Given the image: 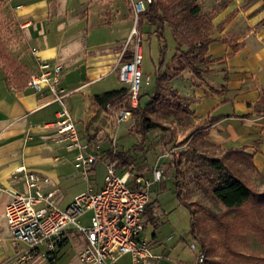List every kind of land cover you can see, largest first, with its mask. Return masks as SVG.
I'll return each instance as SVG.
<instances>
[{
  "label": "crops",
  "instance_id": "obj_1",
  "mask_svg": "<svg viewBox=\"0 0 264 264\" xmlns=\"http://www.w3.org/2000/svg\"><path fill=\"white\" fill-rule=\"evenodd\" d=\"M7 1L24 38L21 48L12 52L16 63L11 67L0 62V264L17 261L21 251L15 244L26 248L12 238L3 216L9 191L22 184L14 178L15 170L23 167L55 174L54 169H44L61 159L51 154L57 147L60 154L66 153L65 142L56 141L55 131L43 126L55 120L59 104L50 94L26 86L30 74L38 70L37 58L61 64V86L71 94L82 92L88 99V111L82 115L88 130L92 121L107 119L109 112L94 103L93 96L119 90L110 88L121 84L118 67L128 61L134 49L128 52L133 41L125 46L134 27L129 0ZM240 1L234 0L212 19L207 65L199 68V74L189 68L181 70L170 79L174 83L169 88L184 102L194 135L220 146L221 153L216 156L229 149L241 150L250 158L249 167L264 175V10L258 3L240 8ZM143 23L155 28L146 19ZM71 115L76 120V109ZM97 135L87 132L82 141L97 144ZM58 144L60 147L53 146ZM107 151H102L104 157ZM69 155L73 164V152Z\"/></svg>",
  "mask_w": 264,
  "mask_h": 264
},
{
  "label": "rangeland",
  "instance_id": "obj_2",
  "mask_svg": "<svg viewBox=\"0 0 264 264\" xmlns=\"http://www.w3.org/2000/svg\"><path fill=\"white\" fill-rule=\"evenodd\" d=\"M168 2L170 0H163ZM234 0H180L173 2L171 13L177 20L178 31H181L184 41H194L198 39L197 34L201 33L203 39L212 33V19L224 9L231 7ZM236 2V1H235ZM259 9L264 10V0H242L238 2L240 8L257 4ZM131 15L132 3L129 2ZM199 9L195 17H189L190 8ZM147 12V8L145 13ZM192 19V20H191ZM228 19V17H227ZM136 23L139 37H141L142 62L141 70L144 76L149 75L150 80H141V89L139 91V103L141 108H145L151 100L156 89V80L159 70L166 72L170 76L174 71L183 65L180 51L185 50L184 46H178L176 42V32L172 25L166 23L162 32V38L159 39L155 33L156 28L143 23L145 15H141ZM143 23V26L141 25ZM224 21L220 25H223ZM132 24L129 21L128 27ZM264 24V20L262 22ZM218 25L217 27H220ZM142 26V28H141ZM240 32L244 34L243 27ZM23 34L17 21L8 6L7 0H0V62L6 66H13L11 60L15 61L13 51L21 48L23 44ZM202 39V38H201ZM136 44L130 43L129 53ZM161 50L164 51L163 55ZM9 63V64H8ZM167 66V70L166 69ZM202 66H199V68ZM171 82L163 83V86L169 87ZM117 88L125 87L128 89V96L122 102L112 106L108 112L107 119H95L89 124L88 130L83 126V117L85 111H88V99L80 93L70 94L66 99V105L70 114L76 109L77 130L81 139L87 138L89 134H97V145L100 153L98 161L94 164V171L88 172V177L82 174V170L75 168L70 161L71 151L62 143L65 155L60 154V149L51 154L52 157L59 155L60 160L54 161L44 169H54L55 174L50 172H39L50 179V188H59L62 193L58 201V207L66 208L75 195L87 189H99L103 184L105 175V165L108 159L102 155V151H111L113 138L116 151L125 153L128 162L134 172L144 175L148 180L152 179V170L155 166L164 170L165 180L155 183L151 187V210L155 218V225L150 221L149 214L144 213L142 220L145 222V230L142 235L155 256L149 260L151 264H197L196 256L201 250V241L206 245L205 260L202 264H212L211 262H220L217 264H264V245L259 242L257 235L249 229L247 224H243V230L238 235L224 237L220 232L217 223L212 220L209 214L222 213L225 208L212 195L213 180L215 174L211 172L206 165V157L216 156L221 153L220 146L204 141L191 128V118L185 113H173L171 108H176L179 100L169 91H163L161 101L146 112L151 119L159 120L166 126L175 131V138L170 134H163L159 130H152L146 134V140L140 145L141 135L136 131L138 114L132 111L131 116L117 124L114 111L130 106L129 85L121 82ZM181 89V88H179ZM109 90V91H110ZM181 103V102H180ZM184 103V102H183ZM181 103V106H183ZM155 104V105H154ZM261 105L264 113V101ZM72 116V115H71ZM179 117L180 122L177 121ZM74 117V115H73ZM132 124L133 127H132ZM174 126V127H172ZM134 129V130H133ZM61 143V142H59ZM57 144V143H56ZM93 144V143H92ZM53 146H59L53 145ZM223 148V146H221ZM70 153H68V152ZM173 151L169 156L165 154ZM193 151V152H192ZM173 158H172V157ZM178 161L180 187V196L182 203L177 196L175 185L174 170L169 167L170 160ZM234 164L232 167L236 175L246 179L259 192L264 190V175L252 170L244 161L235 160L233 156L227 158ZM46 171V170H45ZM124 171L123 167L117 168L120 175ZM22 184L18 189L22 190ZM190 212L195 217L196 237L191 234ZM91 211L81 214L77 221L83 226H90ZM2 220V219H1ZM3 221V220H2ZM1 221V222H2ZM71 225L65 230H70ZM5 229L8 232L7 227ZM154 235V236H153ZM170 237V240L168 239ZM194 243L196 249L192 251L189 245ZM20 251H23V245L17 243L14 245ZM78 245L69 241L55 254V263L43 259L42 256L35 258L27 264H79L77 261ZM43 252V250L41 251ZM19 253V252H18ZM11 264H16V261Z\"/></svg>",
  "mask_w": 264,
  "mask_h": 264
},
{
  "label": "built area",
  "instance_id": "obj_3",
  "mask_svg": "<svg viewBox=\"0 0 264 264\" xmlns=\"http://www.w3.org/2000/svg\"><path fill=\"white\" fill-rule=\"evenodd\" d=\"M129 1L137 23L150 0ZM134 40L132 59L118 67L120 82L129 85L130 107L114 111L117 124L128 119L137 107L142 78L146 82L150 80V76H144L141 70V37L136 25L125 46ZM37 66L38 70L30 74L26 86L40 94H50L53 102L59 104L55 120L43 126L55 131L56 141L65 142L66 148L73 152V165L87 178L100 157L98 145L82 141L79 135L66 105V98L72 92L61 86L62 65L37 58ZM106 108L111 111L113 107L108 104ZM112 147L114 154V139ZM169 153L175 152L169 151L165 156ZM151 175L152 179L148 180L132 168L124 169L119 175L115 163L108 159L101 188L80 192L66 208L61 209L58 201L62 193L59 188H48L50 179L46 175L17 168L14 178L22 182L23 189L9 191L10 198L3 212L12 238L26 245L18 254L17 264H27L39 256L55 263V254L69 241L78 245L80 264H151L149 260L155 256L143 238L145 222L142 217L151 201L152 185L165 180L164 170L157 166ZM86 211L92 212L88 227L77 221ZM69 225L72 228L65 230ZM189 248L194 251L196 245L191 243ZM204 260L205 255L200 250L196 263L202 264Z\"/></svg>",
  "mask_w": 264,
  "mask_h": 264
},
{
  "label": "trees",
  "instance_id": "obj_4",
  "mask_svg": "<svg viewBox=\"0 0 264 264\" xmlns=\"http://www.w3.org/2000/svg\"><path fill=\"white\" fill-rule=\"evenodd\" d=\"M177 1L180 0H170L168 2H165L163 0H150L147 6V12L143 13L147 22L155 26L156 36L159 39L162 38V32L166 23L172 25L176 32V42L178 46H184L185 50L180 51L183 65L179 69L174 71L170 76H167L165 71L161 73V71L159 70L156 80V89L151 97V100L145 108L140 107L138 99V105L133 111H136L139 117L136 124V132L143 137L140 141V145L144 143L146 134L152 130H159L164 133H169L171 135V138L176 137L173 128L164 125L159 120L151 119L146 115V112L150 109V107L153 106V103L156 102L155 104H157L159 101H161L160 99L163 91H169L170 94L175 96L174 91L169 87L163 86V83L169 82L170 79L178 75L181 70H184L186 68H189L194 74H199V66H206L209 62L205 57L206 44L209 40L207 38L203 39L205 37H202L201 33H198V39H195L191 42L187 40L184 41V34H181L182 32L178 31L177 20H175L174 16L171 13L172 3ZM198 11L199 9L197 7L190 8L189 17H195ZM163 53L164 51L161 50L162 55ZM131 59L132 56H129L127 60L129 61ZM14 62L16 63V61L11 60V64H13ZM16 65L18 70L20 68L19 64L17 63ZM165 70H167V66ZM127 96L128 89L121 88L119 90L110 91L101 95H95L93 96V101L98 106L106 108L108 104H110L111 106H115L117 103L122 102L124 99H126ZM171 109V111H173V113L175 114L185 112V109L183 106H181L180 102L176 108ZM211 123H213V119L209 121L207 125ZM171 154L172 153H169L168 156ZM228 156H233L235 160L244 161L250 166L249 156L241 150L229 149L219 156L206 157L207 168L215 174V178L213 180L212 195L225 208L222 213L209 214V216L217 223L220 228L219 232L224 237L240 234L243 230V224H247L249 229L258 236L259 242L264 245V190L262 192L257 191L251 185V183H249V181L236 175L232 169L234 164L227 159ZM106 157L111 162L115 163L116 168L131 167V163L128 162L125 153L116 151L113 154L108 150ZM178 165V161L174 162L172 159L170 160L169 167L174 170L175 185L178 191L177 196L178 199L182 202L180 196V187L177 180L180 172L178 170ZM144 213L149 214L150 221L155 225V218L151 210V201L146 207ZM190 219L191 234L196 237V217L192 212H190ZM201 244V250L203 253H205L206 245L202 241ZM211 263L217 264L220 262L215 261Z\"/></svg>",
  "mask_w": 264,
  "mask_h": 264
},
{
  "label": "bare ground",
  "instance_id": "obj_5",
  "mask_svg": "<svg viewBox=\"0 0 264 264\" xmlns=\"http://www.w3.org/2000/svg\"><path fill=\"white\" fill-rule=\"evenodd\" d=\"M215 141V140H214Z\"/></svg>",
  "mask_w": 264,
  "mask_h": 264
}]
</instances>
